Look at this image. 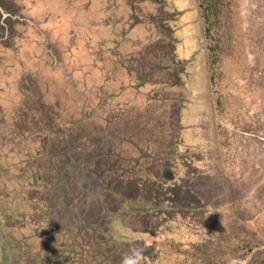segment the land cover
Returning <instances> with one entry per match:
<instances>
[{
  "label": "rangeland",
  "instance_id": "1",
  "mask_svg": "<svg viewBox=\"0 0 264 264\" xmlns=\"http://www.w3.org/2000/svg\"><path fill=\"white\" fill-rule=\"evenodd\" d=\"M17 1L0 0V4L16 14L20 9ZM129 1L140 3L138 7L144 9L139 8L135 17L143 16L153 22L154 40L148 45L149 58L166 65L163 70L160 67V71H154L151 78L176 85L156 86L157 95L168 100L151 103L153 119L142 128L141 136L155 145L158 158L154 170L160 179L146 182L143 163H139L134 177L117 179L114 173H108L105 180L112 183L110 192L104 188L105 182L101 188L86 186L85 195L81 194L83 201L72 205L71 209L79 207L83 219L97 218V227L106 235L84 232L87 238L98 239L88 245L93 244L94 251L102 252L97 259L103 264H121L125 254L134 257L136 252L140 253L139 264H264V0H228L207 38L209 52L201 63L208 89L200 103L210 114L204 118L207 123H203L208 145L192 150L178 145L177 115L184 103L178 88L183 85L178 78L182 63L173 65L172 44L164 37L170 28L163 22L174 14L164 11L160 0H122V3ZM192 3L189 0L188 5ZM131 17L133 20V15L128 16ZM18 18H0V87L6 88L0 91V117L7 116L0 134L7 129L13 135L20 109L30 119L34 118L33 106L39 97L40 103L44 100L48 116L39 114L37 119L40 117L48 127H52L50 118L56 119L58 125L66 124V129L74 130L75 134L78 126L72 125L89 127L84 136L93 144L91 165L98 167L105 163L107 167H119L120 162L110 154L118 150L119 140L113 134L115 124L109 132L101 133L104 121L95 116L83 120L80 107L73 104L76 91L70 83H47L54 73L41 67L30 68L35 62L22 68L24 65L19 62L24 58L19 56L18 49L23 42L20 34L26 29ZM2 60L17 65L7 77L3 74ZM44 61L36 66L44 65ZM137 103L140 111H146V102ZM94 124L96 130L92 129ZM35 139V142L29 139L22 148L36 151L45 146L49 150L47 138ZM61 144L65 149L66 145ZM100 145L102 152L97 151ZM11 150L12 144H8L0 151V264H54L55 249L63 253L64 244L62 234H56L55 228L67 227V212L60 211L61 202L51 203L42 211L50 195L39 185L30 189L21 186L34 183L27 171L26 175L21 172L25 166L16 165L25 159L26 150L21 154ZM2 152L9 155L4 157ZM75 156L72 153L76 161ZM126 165L130 163L123 161L120 166ZM130 174L124 172L125 177ZM40 176L38 182L48 181L46 174ZM136 181L141 185L135 184ZM24 200L30 208L23 204ZM29 211L34 215L44 213L50 217L57 212L62 216L57 220L58 226L48 225L51 234L46 235L45 226L39 228L40 232L31 227L21 228L22 217ZM71 227L69 230L77 229L75 224ZM42 231L44 237L35 238L43 236ZM23 233L32 235V239L26 241ZM76 258L82 263L81 256Z\"/></svg>",
  "mask_w": 264,
  "mask_h": 264
},
{
  "label": "flooded vegetation",
  "instance_id": "2",
  "mask_svg": "<svg viewBox=\"0 0 264 264\" xmlns=\"http://www.w3.org/2000/svg\"><path fill=\"white\" fill-rule=\"evenodd\" d=\"M16 1L17 0H14L15 3ZM2 14V19L4 20L7 18V16H10L11 18L19 17L18 19L21 20L20 9L16 14H11L3 7ZM120 17L121 16L118 17L116 15H113L111 19L113 18V20L116 21L119 20ZM133 22L131 20L130 23ZM2 26L5 27L6 24L3 23ZM21 35L22 34H20V36ZM149 44H151V42H147V45H144V49L136 54L134 61H124L125 64L123 63L125 65L126 73L131 74L135 79L134 81L136 84H133V86L136 88V93L138 95L140 93L141 95H145L143 99L138 101H140V103L141 101L146 102V111H140V109H138V107H140V105H138L137 103L138 101H134L132 104V101L130 102L129 100L121 102L115 99L114 96L115 92H118V85H115L114 83L108 84L107 81H105V68L100 72V69H94L98 70L99 73L102 72L103 74H95L94 77L92 76L93 78H91L90 70H87L86 67H76L74 66V63L70 61L60 60L58 57V53L51 51L50 49H47L46 52H48V54L53 58L52 60L47 58V56L42 53L38 56V58H36V61L34 63L35 65L30 66V68L41 67L47 70L49 69V72L54 73V75L49 76V79L51 80L46 81L47 83H70L72 89L76 91V98H72L73 104L74 106L80 107L83 120L88 119L91 116H95V118L101 120V122L102 120L104 121V127L101 129V133L105 134L109 132V130H111L110 126L114 123L115 126L113 134L114 138L119 140V144L117 143L116 145L119 151L116 149L114 151H111L110 154H112L118 160V162H120V165L123 161L130 163V165H126L125 167L120 165L119 167H107V165L103 163L102 166H92V158L90 157V153L91 148H93V144L91 143L89 138H86V136H84V133L87 132L90 128H86V126L83 125L80 126V123H77L75 125H72L75 127L78 126L76 127L78 133L75 134L74 130L68 131L66 129V124L65 126L58 125V121L53 118H50L52 127H48L44 124V120L41 121L40 117L38 119L36 117V115L39 114L44 117L48 116L47 114H45V110L43 107V105H45L44 100L42 99L40 103L39 97L38 100H36L37 104H35L34 102V104L38 107H35V105L33 104L34 118L30 119L29 115L23 114L20 109L17 114L18 119L16 118L17 122L14 123L16 130L14 131L13 135L8 134L7 129L3 130V133L1 132L0 134V151H3L8 144H12L11 153L21 154L22 152H24V150H26L24 154L25 159H21L16 163V165L25 166L23 167V171L21 172L23 173V175H26V173L28 172L30 177L34 180V183L32 182L29 185L27 183H21V186L24 189H30V187L34 188L35 185H39L38 187L41 188L44 193H48L50 195L51 199L44 202V205H42L41 207L42 211L51 203L61 202L62 204L59 208L60 211L67 212L65 215V218L67 220L66 223L68 224H66L67 227L65 226V228L61 229L59 226L55 228L56 234H62L61 236L63 238L64 244L62 248L63 253L62 250L58 251L57 248L55 249V255H53L55 258L53 262L54 264H61V262L64 264H87V261L89 259L90 264H103L101 263V260L97 259V255L101 257L100 253L102 252H98L97 250L94 251L93 244L88 245V242H97V237H93V239H90L87 238V235L84 234V232L86 231H91L95 235H105V233H103V231H101L97 227V218L93 216L89 218L90 220L83 219L81 217L79 207L77 209H71L72 205H75L76 202H79L80 200L83 201V199L81 198V194L85 195L83 190L86 186L94 189H96L97 187L99 188V186L101 188V184L105 182L104 188L107 192H110L111 188H113L112 183L110 185V182L105 180V175L108 173H114V176H112L115 178L118 177L117 179L132 178L134 177L133 173L137 168L136 166L139 163H143L144 167H142L141 169L146 173V182H151V180L157 181L158 179H160V177L158 178V173L154 170V162H156L158 158L153 148L154 144H152L153 142L151 141V139L141 136L143 132L142 128L148 126L149 120L153 119V114H150V112H152L151 103L154 101H160V99H163V101L168 100L165 97L161 98L159 95H157L158 92L155 91V88L159 86L158 83H156L158 84L157 87L155 85L152 88L148 87L147 91L140 90V88L142 87L145 88L147 84L153 85L154 82L158 81L151 78V75L154 74V71H160V67H162V70L166 67V65H159L158 63H154L153 61H151L148 56L149 51L147 50ZM43 57L46 59V61H44L43 63L44 65L36 66L37 62L45 60L42 59ZM1 62L3 63V67L5 66L3 74L6 77L9 76L11 72H13L14 68L17 67V65L8 63L4 60H2ZM19 63H23L24 65V61H21ZM175 64L176 63L173 62V65ZM25 67L27 66H22V68ZM175 67H177V65ZM124 77H126L125 74ZM101 78H103V80H101ZM7 83L9 84V81L6 82V85ZM165 83L169 84V81H165ZM169 85L172 86V84ZM173 85L175 86L176 84ZM5 89L6 88L4 87H0V91H3ZM41 97H44V94H42ZM96 100L97 102H95ZM93 103H95V105H92ZM34 111H37L38 113ZM96 111H100L103 113H99L98 115ZM0 118L1 126L4 124L7 116L4 115ZM91 126L92 129H95L96 124ZM10 131L12 130L10 129ZM16 133H18L19 136ZM8 136L10 138H8ZM36 136H40V138H47L46 142H48L49 150L45 146L37 148L36 151H34L33 149L22 148L23 145L29 143V139H34L35 142ZM67 138L69 139L67 140ZM2 141L4 142L2 143ZM49 142H51V146H49ZM61 142L66 145L65 149H63ZM142 143H145V145H143ZM97 151L102 152L101 145L98 147ZM136 151L137 155H135ZM72 153L76 155V161L74 157H71ZM7 154L9 155V152H7ZM7 154L2 152L1 155L6 157ZM40 166H42V170ZM163 167L166 169L164 165ZM167 170L169 171V166L167 167ZM25 171L27 172L24 173ZM126 171L131 172L128 177L124 176V172ZM40 174H46L48 177V181L38 182L39 177H41ZM135 184L141 185V183H139L138 181H136ZM23 204L27 207L29 206V204L25 200ZM9 211V215L12 216L11 209H9ZM59 216L62 215H58L57 212L49 217L44 213L43 215L41 213H37V215H34V213H31L29 211L22 217L23 219L21 228L27 229L28 227H31L35 230V232H40L39 228L41 227L45 226L48 228L49 226H54V224L55 226H58L57 220L59 219ZM73 224H75L77 229L69 230V228H72L71 226ZM46 231V235L51 234L50 228H48ZM41 233L43 234V231ZM23 236L26 241L29 238L32 239V235H26L25 233H23ZM36 237L42 238L44 237V234L43 236L36 235L35 238ZM77 256H81L80 260H82V263H78L79 259L76 258ZM85 258H87V260H85Z\"/></svg>",
  "mask_w": 264,
  "mask_h": 264
},
{
  "label": "crops",
  "instance_id": "3",
  "mask_svg": "<svg viewBox=\"0 0 264 264\" xmlns=\"http://www.w3.org/2000/svg\"><path fill=\"white\" fill-rule=\"evenodd\" d=\"M160 1L164 11L174 14L163 21L170 28L164 36L172 44L170 56L176 64L182 63L178 65L182 67L178 78L183 85L178 88L184 103L177 115L178 145L191 150L202 148L208 145L203 123H207L204 118L210 114L200 103L208 89L201 59L209 52L200 0H193L190 6L189 0ZM18 3L22 26L26 29L18 53L24 58L25 66L35 62L42 53L52 60L46 52L50 49L58 53L60 60L86 67L91 78L103 74L99 72L105 68V81L118 85L116 100H129L133 104L145 97L136 93L135 79L126 73L124 65V61H134L142 47L154 40L152 20L135 17L140 3L123 4L122 0H18ZM113 15L122 18L114 21ZM132 15L134 22L132 17L128 18ZM30 36L34 37L30 39ZM156 83L167 84L156 81L140 90L147 91L148 87L157 86Z\"/></svg>",
  "mask_w": 264,
  "mask_h": 264
},
{
  "label": "trees",
  "instance_id": "4",
  "mask_svg": "<svg viewBox=\"0 0 264 264\" xmlns=\"http://www.w3.org/2000/svg\"><path fill=\"white\" fill-rule=\"evenodd\" d=\"M228 0H200L202 15L206 23L207 38L211 35L212 29L218 24L223 6ZM3 6L0 4V18H3ZM212 50V48H211Z\"/></svg>",
  "mask_w": 264,
  "mask_h": 264
},
{
  "label": "clouds",
  "instance_id": "5",
  "mask_svg": "<svg viewBox=\"0 0 264 264\" xmlns=\"http://www.w3.org/2000/svg\"><path fill=\"white\" fill-rule=\"evenodd\" d=\"M134 257L125 254V256L122 258L121 264H139L140 253L136 252Z\"/></svg>",
  "mask_w": 264,
  "mask_h": 264
}]
</instances>
